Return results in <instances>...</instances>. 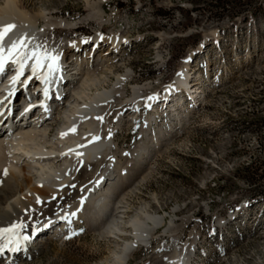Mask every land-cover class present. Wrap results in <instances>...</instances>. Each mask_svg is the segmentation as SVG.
I'll return each mask as SVG.
<instances>
[{"label":"rangeland","instance_id":"374dc122","mask_svg":"<svg viewBox=\"0 0 264 264\" xmlns=\"http://www.w3.org/2000/svg\"><path fill=\"white\" fill-rule=\"evenodd\" d=\"M17 1L31 14L45 13L67 23L90 13L102 18V26L92 22L71 30L54 26L45 31L43 45L56 52L67 50L73 62L94 52L92 38L99 31L105 37L125 39L99 75L102 88L110 89L119 75L133 72L121 100L125 122L118 126V109L107 116L108 130H114L110 153L123 166L125 153L141 142L148 118L150 130L162 134L153 156L143 165L146 170L134 171L132 180L150 173L125 197V222L143 207L165 218L150 245L138 247L128 264H157L171 255L173 240L166 230L172 219L177 247L186 248L196 238L193 264L200 260L264 264V0ZM43 26L40 20L36 29ZM76 40L85 42L79 53L70 47ZM106 49L108 44L95 54L101 57ZM185 67L196 77L194 88L201 91L200 100L189 101L191 107L186 99L184 108L171 105L167 110L166 106L164 117L158 110L155 115L143 108L146 100L164 95L167 88L174 96L180 94L183 87L177 93L172 87ZM144 86L140 114L135 115L131 108L135 105L129 102L131 89ZM176 108H183L184 121L166 136L167 115ZM62 126V119H57L51 134ZM232 217L237 218L232 221ZM130 231L126 229L120 240H103L81 222L73 232L47 242L35 264H113V252L131 241Z\"/></svg>","mask_w":264,"mask_h":264},{"label":"bare ground","instance_id":"6f19581e","mask_svg":"<svg viewBox=\"0 0 264 264\" xmlns=\"http://www.w3.org/2000/svg\"><path fill=\"white\" fill-rule=\"evenodd\" d=\"M3 2L0 5V27L15 25L5 37V55L13 41L24 39L28 50L40 46L39 51H47L58 57V68L53 75H33L29 61L23 74L13 82L19 67L12 62L15 57L8 59L4 65L8 78L0 85V228L21 224L24 227L17 230L18 235L13 237L12 243L0 240V259L3 257L0 264H35L43 255L47 242L73 232L81 222L103 240H120L126 229L133 230L130 231L131 241L126 242L119 251H114L111 259L113 264H128L138 247L150 245L157 228L165 224V218L152 215L148 207H143L130 222H125V197L149 178L150 172L146 174L144 171V175H141V171L146 170L143 165L153 156L158 139L162 137L160 132L157 134L150 130L148 118L142 126L141 142L125 153L123 166L115 153H110L114 144V130H108L107 116L110 111L118 109V126L125 122L126 112L121 111L124 106L121 100L133 72L129 70L119 75L110 89L102 88L104 81L99 79V75L102 70H107L112 51L119 49L125 39L117 35L105 37L99 31L92 38L94 52L89 53L83 61L79 58L73 62L67 50L56 52L44 46L42 36L54 26L66 30L92 22L102 26L105 22L97 13H90L76 23H67L53 20L45 13L31 14L17 0ZM40 20L44 23L41 30L36 29ZM84 43V40H76L70 47L79 53ZM106 44L110 49L98 57L95 51L99 52ZM158 58L161 59L160 56ZM179 75L181 77L176 79L172 88L177 93L178 88L183 87L180 94L174 96L167 88L164 95H155L146 100L143 108L154 113L158 110L163 114L166 106L167 110H171L168 107L171 105L184 108L185 95L191 103L200 100L202 93L199 88H194L196 77L188 67ZM146 87L131 89L129 102L135 105L131 107L134 114L139 113L141 94ZM51 88L61 95L56 107L52 103L47 104V99H44ZM17 97L23 104L18 103ZM153 100L156 104L152 103ZM183 108H176L171 116L167 115L170 130L166 136L175 132L176 125L182 126L185 117ZM57 119H62L63 126L57 134L52 135L51 128ZM130 164L131 167H128ZM137 167L140 168L137 170L141 172V177L132 180ZM112 196L115 197L113 201ZM166 233L173 240L170 245L173 254L156 263L192 264L196 238L193 237L186 248L177 247L179 238L173 219Z\"/></svg>","mask_w":264,"mask_h":264},{"label":"snow or ice","instance_id":"6c2138e0","mask_svg":"<svg viewBox=\"0 0 264 264\" xmlns=\"http://www.w3.org/2000/svg\"><path fill=\"white\" fill-rule=\"evenodd\" d=\"M14 28V24L0 27V72L4 70L5 62L13 57H15V59H13L12 62L19 65L17 76L14 77L13 82L18 80L23 74L25 67L29 65V61H31L30 66L33 75L45 68L49 74L56 71L58 68V57L49 54L47 51H39L38 49L40 46H37L36 49L28 50L24 39L13 41L7 49V54L5 55V37ZM23 227L24 225L21 224L11 225L8 228H0V240H4L6 243H12L13 237L18 235L17 230ZM25 239H27V237H25Z\"/></svg>","mask_w":264,"mask_h":264}]
</instances>
